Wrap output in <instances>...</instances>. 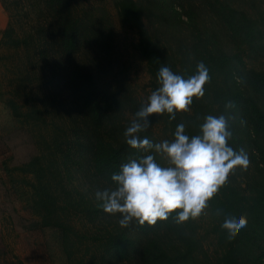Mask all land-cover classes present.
Here are the masks:
<instances>
[{
	"label": "trees",
	"instance_id": "1",
	"mask_svg": "<svg viewBox=\"0 0 264 264\" xmlns=\"http://www.w3.org/2000/svg\"><path fill=\"white\" fill-rule=\"evenodd\" d=\"M111 4L118 23L134 31L151 92L159 87L162 66L185 79L196 74L200 62L209 70L205 95L194 98L187 112L176 113L171 122L169 114L160 115L166 140H174L181 123L191 138L208 115L235 117L229 120V146L243 149L256 173L242 187L229 175L205 209L210 218L206 233L218 250L213 260L202 252L194 220L177 223L175 212L154 226L132 221L121 227V216L105 213L95 193L114 186L111 176L123 164L155 154L126 143L123 133L133 120L124 117L123 95L106 89L81 60L90 49L99 62L111 65V29L77 0H0L6 16L0 31V101L11 119L30 132L36 151L20 165L9 166L8 157L0 160L6 192L29 217L25 229L54 231L65 264H261L264 71L247 68L239 53H264L261 19L229 0ZM153 17L172 37L168 44L151 28L157 23ZM171 23L180 38L174 39ZM227 43L236 49L226 51ZM229 102L234 107L226 110ZM139 135L156 143L150 131ZM240 216L247 218V227L228 240L221 226L225 218Z\"/></svg>",
	"mask_w": 264,
	"mask_h": 264
},
{
	"label": "clouds",
	"instance_id": "2",
	"mask_svg": "<svg viewBox=\"0 0 264 264\" xmlns=\"http://www.w3.org/2000/svg\"><path fill=\"white\" fill-rule=\"evenodd\" d=\"M159 87L148 97L123 133L132 149L153 152L140 159H131L111 176L113 187L97 191L95 197L102 202L107 214H119V224L126 228L132 221L139 225L154 226L177 213L176 222L196 220L204 214L208 203L228 182L237 168L247 170L249 157L240 149L229 146L232 132L225 115L206 116L200 132L191 138L185 134V125H177L174 140L153 143L139 133L150 125L153 115L169 114L170 122L176 113L187 112L193 99L205 95V85L210 82L209 70L203 62L197 65L196 74L185 79L168 66L157 74ZM234 107L232 102L225 109ZM241 123H245L241 121ZM159 156L164 164L157 162ZM217 210V215H221ZM245 216L225 218L222 229L228 240L235 239L247 227Z\"/></svg>",
	"mask_w": 264,
	"mask_h": 264
},
{
	"label": "rangeland",
	"instance_id": "3",
	"mask_svg": "<svg viewBox=\"0 0 264 264\" xmlns=\"http://www.w3.org/2000/svg\"><path fill=\"white\" fill-rule=\"evenodd\" d=\"M229 2L233 7L247 12L254 19H261L260 23L264 31V0H229ZM77 3L87 8L100 24L109 27L113 39L110 66L99 62L90 49L83 52L81 60L92 69L100 84L108 90L123 95L124 117L134 120L136 112L148 102V97L152 93L148 86L145 65L135 48L137 42L134 31L118 23L111 0H77ZM165 8L166 4L163 3L162 9L165 10ZM196 13L200 14L198 10ZM151 22H157L151 25V28L165 44H168L172 37L159 27L157 17L151 18ZM158 27L159 30H156ZM173 29L174 26L171 23L169 30L174 33V39L180 38ZM224 45L226 51H233L237 47L229 43ZM239 53L243 55V62L247 68L264 71V53L249 54L246 50H240ZM146 131L153 134L156 143L166 140L160 115L154 114L150 117V125ZM32 142L30 132L27 133L25 128H21L11 119L0 101V160L5 157L10 158L9 166L26 162L36 152ZM254 172L256 173L253 165L249 163L247 170L237 168L230 175L242 187L247 177ZM3 177V173L0 172V264H65L57 246L54 231L25 229L29 217L15 196L6 192L2 184ZM209 221L210 218L205 210L201 217L194 220L196 236L200 241L202 252L213 260L218 250L206 233ZM109 264H124V262L111 261Z\"/></svg>",
	"mask_w": 264,
	"mask_h": 264
},
{
	"label": "crops",
	"instance_id": "4",
	"mask_svg": "<svg viewBox=\"0 0 264 264\" xmlns=\"http://www.w3.org/2000/svg\"><path fill=\"white\" fill-rule=\"evenodd\" d=\"M6 24V16L0 8V31L4 28Z\"/></svg>",
	"mask_w": 264,
	"mask_h": 264
}]
</instances>
